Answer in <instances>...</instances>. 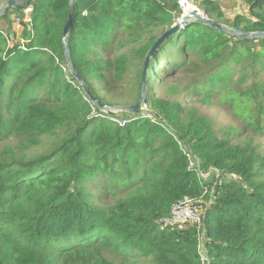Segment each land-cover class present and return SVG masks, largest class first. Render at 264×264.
<instances>
[{
  "label": "trees",
  "instance_id": "1",
  "mask_svg": "<svg viewBox=\"0 0 264 264\" xmlns=\"http://www.w3.org/2000/svg\"><path fill=\"white\" fill-rule=\"evenodd\" d=\"M243 3L233 16L199 7L263 32L264 0ZM183 14L177 0H33L0 17V264H264V39L197 23L168 38L147 72L153 119L109 116L66 63L71 16L73 69L101 105L133 106L147 54ZM182 76L236 136L156 95ZM187 201L201 225L165 226Z\"/></svg>",
  "mask_w": 264,
  "mask_h": 264
},
{
  "label": "water",
  "instance_id": "2",
  "mask_svg": "<svg viewBox=\"0 0 264 264\" xmlns=\"http://www.w3.org/2000/svg\"><path fill=\"white\" fill-rule=\"evenodd\" d=\"M33 0H5L3 4L0 5V17H3L7 14L9 10H23L29 7ZM190 4L186 6V10L189 12L187 15H184L181 17V19L175 24L173 28L166 31L153 45L151 50L146 56L145 63H144V69H143V75H142V90L141 95L139 98V101L137 104L133 106L128 107H112L109 108L107 106L101 105L98 100L91 94L90 90L87 88L84 81L81 80V77L77 73L76 70L72 67V60H71V53L69 46L67 44L69 34L73 25L72 17H69V20L64 27L63 30V47H64V56L66 59V63L68 65V68L70 69L72 75L78 80V82L82 85L86 93L91 97L93 103L101 110L106 111L109 116H115L118 113L123 114H137L140 115L143 113L144 109L149 106V95L147 91V72L148 68L150 66L151 60L154 57V55L157 53L159 47L170 37H173L175 34H177L179 31L185 29L189 24L191 23H197L202 24L206 26H210L212 28H215L223 33H226L230 36L237 37V38H243L247 40H253V39H264V31L263 32H247L243 30L235 29L231 26H227L225 24H222L220 22H217L216 20L212 19L208 14L202 13L199 10H193L189 11L188 7Z\"/></svg>",
  "mask_w": 264,
  "mask_h": 264
},
{
  "label": "rangeland",
  "instance_id": "3",
  "mask_svg": "<svg viewBox=\"0 0 264 264\" xmlns=\"http://www.w3.org/2000/svg\"><path fill=\"white\" fill-rule=\"evenodd\" d=\"M210 1H214V3L217 2L219 8L222 11H224V13L227 16H233L236 13H243V10L245 9L243 0H210ZM201 3H202V0H200V2H198V0H189V4L192 7L202 12L203 9L199 7ZM208 5H213V4H208ZM184 14H185V10H184ZM16 15L17 14L14 11H11L9 14L11 19L13 18L15 19ZM18 22L19 21L16 19L14 25L18 24ZM185 85H186V79L182 76V78H179L177 80L168 81L166 84L159 86L156 91V95L163 99H167L171 101L176 100L178 102L184 103L186 106H194L201 113L206 114L208 117H210L213 120L214 124L216 125V128L220 130V132L227 131L228 133L230 132V129L233 128L232 134L234 136L237 135L236 133L238 132L236 130H240V127L236 124L235 120L229 114H227L221 108L215 107L212 105H208V104L203 105V104H198L194 102L192 104L189 98L185 97L184 95ZM143 112H147V111H143ZM118 114H121V113H118ZM119 116L122 117L121 119L127 118L122 115H119ZM238 139H242V137ZM202 174L204 175L203 179L206 181H208L210 178H212L215 175L217 176V178L228 179L229 181L233 180L215 171L207 175H205V173H202Z\"/></svg>",
  "mask_w": 264,
  "mask_h": 264
},
{
  "label": "built area",
  "instance_id": "4",
  "mask_svg": "<svg viewBox=\"0 0 264 264\" xmlns=\"http://www.w3.org/2000/svg\"><path fill=\"white\" fill-rule=\"evenodd\" d=\"M179 7L182 10H185V6L189 4V0H177ZM143 118H151V115L146 112ZM126 123V120L123 121ZM197 163L194 161L191 163V166H195ZM212 172H208L207 174H211ZM189 203H181L177 205L171 212V214L163 219V224L165 226H175L182 223H193L195 225H201L202 223V215L199 213L197 208L190 207ZM206 235L202 236V243H205ZM204 264H206V260L203 259Z\"/></svg>",
  "mask_w": 264,
  "mask_h": 264
},
{
  "label": "bare ground",
  "instance_id": "5",
  "mask_svg": "<svg viewBox=\"0 0 264 264\" xmlns=\"http://www.w3.org/2000/svg\"><path fill=\"white\" fill-rule=\"evenodd\" d=\"M5 1V0H4ZM188 5V4H187ZM186 5V6H187ZM186 6H185V14L184 15H187L189 12L186 10ZM188 9H189V11H193V10H197V9H195L194 7H192L191 5L188 7ZM202 13H206V12H203L202 11ZM207 14V13H206ZM147 109H148V107L147 108H145L144 109V111H147ZM150 119H153L152 118V116H151V118ZM199 174H200V176L201 177H204V175L202 174V172L200 171L199 172ZM206 175V174H205ZM183 203H189L191 206L190 207H192V208H197L198 209V211H199V213L202 215V212H201V210L198 208V207H195L191 202H189V201H187V202H183ZM182 224H184V223H182ZM204 243H200V252L201 253H205V251H204Z\"/></svg>",
  "mask_w": 264,
  "mask_h": 264
},
{
  "label": "crops",
  "instance_id": "6",
  "mask_svg": "<svg viewBox=\"0 0 264 264\" xmlns=\"http://www.w3.org/2000/svg\"><path fill=\"white\" fill-rule=\"evenodd\" d=\"M205 0H202V2ZM4 0H0V5L3 4ZM198 2H200V0H198ZM198 5V4H197ZM14 19V18H13Z\"/></svg>",
  "mask_w": 264,
  "mask_h": 264
}]
</instances>
